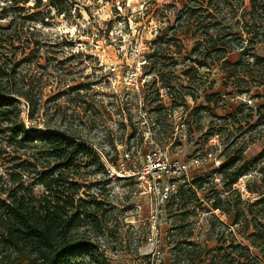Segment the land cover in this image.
I'll return each instance as SVG.
<instances>
[{
	"label": "rangeland",
	"instance_id": "374dc122",
	"mask_svg": "<svg viewBox=\"0 0 264 264\" xmlns=\"http://www.w3.org/2000/svg\"><path fill=\"white\" fill-rule=\"evenodd\" d=\"M43 1L42 7L26 12L33 14L32 42L37 39L43 45L40 54L32 57L30 72L51 73L38 85L47 93L46 105L56 107L67 117H77L71 122L73 129L99 153L109 173L111 197L121 211L112 221L113 235L103 237L101 245L114 257V263L175 264L176 250L185 247L177 244L179 239H184L191 229L205 238L213 215L223 223L216 224L222 241H230L229 232L233 231L238 241L245 242L239 234L240 225H231L234 211L227 210L228 204L224 202L223 210H213L211 205L217 199L213 191L220 193L223 201L228 196L232 203L243 201L244 207L259 198L264 158L258 163L253 160L264 150V81L257 79L247 89L242 77L235 76L223 87L226 73L194 63L199 53L194 52L196 40L191 35L195 29L184 22L180 25L177 18V10L186 0H52L65 9L64 14H59L57 7H50V0ZM246 1L247 8L239 9L238 17L229 23L234 25V32L245 24L252 25L246 13L251 11V4ZM5 2L0 0V15ZM33 4L34 0H30L21 5L28 8ZM200 13L209 18L208 13ZM259 15L258 21L264 26V15ZM0 22L7 24L6 20ZM161 33L167 35V42L158 57L160 62L155 63L148 55H153V41ZM254 51L264 55L263 44H256ZM239 56L240 51L235 50L229 58L235 62ZM61 61H65L66 70L56 68ZM185 72L192 80L198 81L200 77L206 89L212 79H217L215 88L208 92L223 90L225 103L215 110L218 116H225L245 103L239 96H251L257 106L255 110L246 105V112L251 110L254 114L251 124L239 132L236 122L229 131L211 136V131L219 127L211 121L219 122L206 117L199 125L188 116L192 107L205 103L204 93L197 100L187 94L185 103H172L174 98L180 99L179 92L191 89ZM162 77L171 81L170 88L163 86L166 79L160 80ZM58 81L64 85L62 91L82 84V95L71 90L58 97ZM238 84L241 89L236 87ZM197 87L195 84L199 94ZM158 105L162 108L158 109ZM181 105L183 111L179 110ZM158 118L162 122H157ZM163 120L168 127L160 132ZM131 124L136 126V132ZM242 124H246L245 119ZM230 133L234 136L230 137ZM251 139L257 141L234 166L237 169L248 163L247 170L234 185V194L226 192L215 170L238 155V149ZM109 157L117 160L115 165L108 161ZM214 157L221 161L219 165ZM195 159L202 164L196 166ZM177 162L187 168L177 169ZM100 176L102 173L92 177ZM189 186L192 191L186 190ZM180 187L186 190L184 199L165 197L167 192L168 196L176 194ZM209 245L217 246L216 238Z\"/></svg>",
	"mask_w": 264,
	"mask_h": 264
},
{
	"label": "trees",
	"instance_id": "16d2710c",
	"mask_svg": "<svg viewBox=\"0 0 264 264\" xmlns=\"http://www.w3.org/2000/svg\"><path fill=\"white\" fill-rule=\"evenodd\" d=\"M29 2L6 0L0 15V20L7 21V24L0 22V264H115L114 257L101 245L103 237L113 235L115 225L112 221L121 211L111 197L109 173H106L99 153L73 129L71 122L77 117H67L56 107L46 105L47 93L38 85L51 73L30 72L32 57L40 54L43 45L37 39L32 42L34 32L30 23L33 14L26 12L45 3L34 0L28 8L22 6ZM52 2L48 3L50 7H57L59 14L65 13L63 7ZM249 2L251 11L246 13L252 25L245 24L239 32H234V25L229 23L236 19L239 9L247 8L246 0H186L177 10L179 24L184 22L195 29L190 32L196 40L194 52L199 51L194 63L199 67L213 66L226 73L223 87L235 76L238 79L242 77L247 89L257 79L264 81V55L254 51L256 44H263L264 51V26L258 21L259 12L264 15V0ZM202 11L208 13L209 18L203 17ZM166 36L158 34L153 41V55L148 57H153L155 63L160 62L158 57L165 50ZM235 50L240 51V56L233 62L229 55ZM64 62H59L56 68L66 70ZM184 75L189 78L191 89H187V93L179 92L180 99L174 98L172 103H185L187 94L197 100L200 93H204L205 103L192 107L188 116L199 125L206 117L219 122L211 121L213 126H219L216 131H211V136L229 131L228 128L236 122L239 132L251 124L254 114L251 110L246 112L249 108L245 103H240L237 109L225 116L215 113L225 103L223 90L208 92L215 88L217 79H212L206 89L200 77L195 81L187 72ZM160 80L164 81L163 86L170 88L169 79L162 77ZM195 84H198L199 94H196ZM63 87L60 82L58 97L71 90H77L78 96L82 95L79 93L82 84L62 91ZM236 87L241 89L240 84ZM157 95L160 96L159 90ZM157 108L162 107L158 105ZM243 119L246 120L245 125L242 124ZM157 122H162V119L158 118ZM163 122L160 132L168 127L165 120ZM131 127L136 132V126L131 124ZM187 127H191L189 122ZM230 134V137L234 136ZM256 141L251 139L238 149V155L215 170L224 182L226 192L234 194L236 191L234 185L245 174L249 164L244 163L237 169L234 166ZM263 158L264 150L253 162L258 163ZM108 161L113 165L117 162L112 157ZM98 173L102 176L92 177ZM260 189L257 191L259 198L246 203V207L243 201L232 203L229 196L223 201L220 193L213 191L217 199L211 205L212 209L223 210L226 202L227 210L234 211L231 225H240L239 234L245 242L238 241L233 231L229 232L230 241H222L216 224L223 223L213 215L205 238L191 229L184 239H179L177 244L185 247L176 250L173 262L264 264V180ZM186 190L192 191V187ZM186 190L180 187L176 194L167 198L180 196L184 199ZM215 238L217 246L210 247L209 242Z\"/></svg>",
	"mask_w": 264,
	"mask_h": 264
},
{
	"label": "built area",
	"instance_id": "2783aa9c",
	"mask_svg": "<svg viewBox=\"0 0 264 264\" xmlns=\"http://www.w3.org/2000/svg\"><path fill=\"white\" fill-rule=\"evenodd\" d=\"M239 98L240 99H242L244 102H245V104L247 105V106H249V108H251V109H257V106H256V104H255V100L250 96V97H246V94H244V95H242V96H239ZM183 109H184V107L181 105V107L179 108V110H182L183 111ZM214 160L216 161V164L218 163V165L221 163V161L219 160H217L216 159V157H214ZM194 164L196 165V166H199L200 164H202V162H200L199 161V159H195L194 160ZM214 164V163H213ZM183 166L185 167V165H182V163H180V162H177L176 164H175V167L177 168V169H181V168H183ZM219 167H220V165H219ZM218 167V168H219ZM164 168L166 169L167 168V165L166 164H164ZM185 168H187V167H185ZM167 172L170 174V170L169 169H167ZM113 175V174H112ZM169 189V188H168ZM168 192L165 194V197L167 198L168 197Z\"/></svg>",
	"mask_w": 264,
	"mask_h": 264
}]
</instances>
